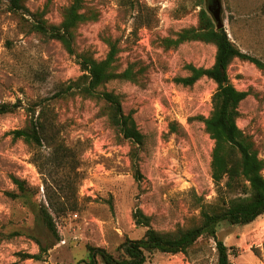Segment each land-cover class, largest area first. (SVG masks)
Returning <instances> with one entry per match:
<instances>
[{
    "label": "rangeland",
    "instance_id": "374dc122",
    "mask_svg": "<svg viewBox=\"0 0 264 264\" xmlns=\"http://www.w3.org/2000/svg\"><path fill=\"white\" fill-rule=\"evenodd\" d=\"M201 1L207 10L208 0ZM84 2L98 17L76 30V53L87 52L102 60L107 53L102 38L111 37L118 40L120 71L134 62L147 68L142 86L116 80L104 87L120 96L123 113L132 112L144 136L138 161L142 179L134 180L131 145L100 115L99 102L78 96L50 100L62 85L81 76L77 58L69 56L58 42L28 32V23L22 19L30 22L31 17L10 13L3 3L0 104L17 103L20 108L0 116V264H83L87 246L102 248L117 258L124 240L140 239L146 230L134 223L136 209L150 217L155 231L174 232L192 226L201 208H216L237 196L224 188L218 193L214 186L210 177L213 142L195 119L209 116L215 84L206 78L191 87L173 81L188 76L187 64L209 68L214 62V46L186 42L165 50L160 43L197 25L200 8L195 5L199 0H133L132 8H124L121 0ZM220 2L221 21L230 41L241 52L264 62V0ZM68 3L24 0L30 13L44 10L46 22L55 25ZM227 75L238 91L250 92L238 106L236 125L264 160V74L235 59ZM44 100H48L47 123L77 161L74 171L70 165L52 177L48 170L38 171L28 145L12 141L9 135L25 126L30 117L27 108ZM39 108H34V118L39 116ZM40 151L45 154L48 149ZM11 177L23 180L33 195L27 200L11 198L9 194L18 192ZM67 179L73 184L66 191L70 203L57 215L46 194L60 197L55 181ZM43 210L51 216L55 234L44 227ZM216 236L228 248L230 264H264V215L244 226L221 224ZM35 240L48 249L46 253L38 261L20 260L18 254L39 252ZM144 264H217L215 244L203 238L187 254H148Z\"/></svg>",
    "mask_w": 264,
    "mask_h": 264
},
{
    "label": "trees",
    "instance_id": "16d2710c",
    "mask_svg": "<svg viewBox=\"0 0 264 264\" xmlns=\"http://www.w3.org/2000/svg\"><path fill=\"white\" fill-rule=\"evenodd\" d=\"M121 5L132 8L133 0H121ZM6 3V9L13 14L31 17L32 21L24 20L28 32L36 33L46 40H53L60 44L69 56H75L81 71L75 81L62 85L50 100H67L74 96L91 99L101 104L100 115L107 118L109 125L125 141L131 145L129 152L133 177L136 182L142 179L138 167L139 152L144 143V136L137 129L132 112L124 114L121 108L120 96L104 90L107 83L112 81H126L136 85L143 84L145 66L137 62L128 64L120 71L118 61V40L111 37L102 38L107 46V53L102 60H95L89 53L77 54L75 50V33L79 26L96 22L97 13L85 5L84 0H69L63 8L59 24H48L44 19L45 11L30 13L24 5V0H0V6ZM202 1L196 3L199 7L197 25L175 33L174 38H163L160 43L165 50L176 49L186 42H201L215 48L214 62L209 68L194 67L187 64L184 69L188 76L178 77L173 81L183 87H191L198 80L206 78L215 84V91L211 96V112L208 117L198 116L195 119L203 124L205 132L213 142L210 156V177L218 193L225 189L229 194L237 196L223 200L216 208H201L199 219L190 227L174 232H158L152 229L150 217L136 209L132 215L136 226L146 228L143 236L137 240H124L118 247L120 257L102 248L86 247V259L83 264H144L146 256L153 253L187 254L199 240L210 238L215 244L217 264H230L228 248L216 236L217 227L221 224L230 226H244L254 222L264 215V160L260 159L251 139L236 125L239 118L238 106L249 96L248 91H238L231 84L227 68L230 63L238 59L255 66L264 74V62L256 57L241 52L229 39L225 28L217 30L207 10L201 7ZM264 10V9H263ZM44 100L27 108L28 119L21 129L9 133L12 141L21 140L34 151L33 163L40 173L48 170V177L61 168L76 169V158L73 152L58 138L56 131L51 129L45 119L46 102ZM39 116L34 118L36 107ZM20 105L0 104V116L14 113ZM172 129V128H171ZM46 147L48 152L43 154L41 149ZM41 153V154H40ZM41 161V162H40ZM72 180L55 181L61 196L47 195V202L54 214L69 205L66 191L73 187ZM224 183L222 184V182ZM11 182L17 189V194H9L11 198L27 200L33 195L31 188L23 180L11 177ZM53 193V192H51ZM72 204H70L71 206ZM66 210V209H63ZM62 211V210H61ZM60 211V212H61ZM40 219L44 227L55 234V227L51 216L43 210ZM39 252L37 254H18L20 260L41 259L48 250L35 240Z\"/></svg>",
    "mask_w": 264,
    "mask_h": 264
},
{
    "label": "water",
    "instance_id": "95a60500",
    "mask_svg": "<svg viewBox=\"0 0 264 264\" xmlns=\"http://www.w3.org/2000/svg\"><path fill=\"white\" fill-rule=\"evenodd\" d=\"M210 2V4H209ZM207 12L210 14L215 28L217 30L223 29L224 25L221 21V2L220 0H208Z\"/></svg>",
    "mask_w": 264,
    "mask_h": 264
}]
</instances>
